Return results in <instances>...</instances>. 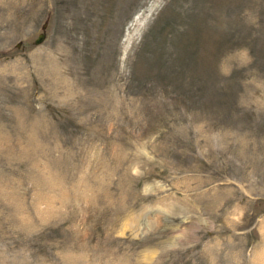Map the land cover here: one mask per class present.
Masks as SVG:
<instances>
[{
  "label": "rangeland",
  "instance_id": "374dc122",
  "mask_svg": "<svg viewBox=\"0 0 264 264\" xmlns=\"http://www.w3.org/2000/svg\"><path fill=\"white\" fill-rule=\"evenodd\" d=\"M0 264H264V0H0Z\"/></svg>",
  "mask_w": 264,
  "mask_h": 264
},
{
  "label": "water",
  "instance_id": "95a60500",
  "mask_svg": "<svg viewBox=\"0 0 264 264\" xmlns=\"http://www.w3.org/2000/svg\"><path fill=\"white\" fill-rule=\"evenodd\" d=\"M43 26H44V25H43ZM43 36H44V33H43V32H40V33L38 34V36L33 40L34 43H38V42H40V40L42 39Z\"/></svg>",
  "mask_w": 264,
  "mask_h": 264
}]
</instances>
